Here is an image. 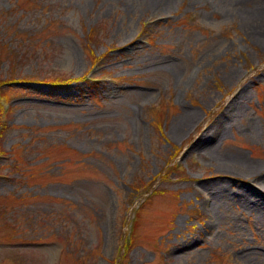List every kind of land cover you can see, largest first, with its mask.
I'll return each instance as SVG.
<instances>
[{
	"label": "rangeland",
	"instance_id": "rangeland-1",
	"mask_svg": "<svg viewBox=\"0 0 264 264\" xmlns=\"http://www.w3.org/2000/svg\"><path fill=\"white\" fill-rule=\"evenodd\" d=\"M167 1L0 0V264H264V0Z\"/></svg>",
	"mask_w": 264,
	"mask_h": 264
},
{
	"label": "trees",
	"instance_id": "trees-1",
	"mask_svg": "<svg viewBox=\"0 0 264 264\" xmlns=\"http://www.w3.org/2000/svg\"><path fill=\"white\" fill-rule=\"evenodd\" d=\"M8 57H9V61H10V66H9V73L7 74L8 77L6 76L5 78H3L1 75H0V127H1V124H2V121L5 117L6 114H9V112H11L12 110V107L13 106H10L9 109L6 110V107L5 105L3 104V98H7L8 99V96L4 95L3 94V91H4V86L5 84H11L13 82H17L15 80L16 77H12L13 74H15L16 72V68H17V64L20 63V61L22 60V54L20 55L17 51H15L14 49H10L9 50V54H8ZM99 58V56H96L94 61L96 62V60ZM84 76V75H83ZM81 76V77H83ZM63 78L60 77L59 78H56V79H53V80H48L49 83L52 82V84L56 87H63V86H66L69 84L70 82V79L68 77H64L62 76ZM91 83V82H90ZM5 93L6 90L4 91ZM5 96V97H4ZM159 118V117H158ZM0 135H2V132L0 131ZM0 152L1 153H4L5 150L4 148H2V144H1V141H0ZM173 170H178V171H182L181 169L178 168V166L176 165V163L174 162L170 167L169 169L165 172L164 174V177L162 178V181L163 179H168V176L170 174L171 171ZM177 171V172H178ZM153 184L149 185V182L148 181H144L143 183H138L135 187V193L139 190H142V187L145 186L146 189H150L152 187ZM160 187L159 186H155L154 189H153V192H156ZM131 199V198H130ZM129 246L128 244H126L125 246V250L129 249Z\"/></svg>",
	"mask_w": 264,
	"mask_h": 264
},
{
	"label": "bare ground",
	"instance_id": "bare-ground-1",
	"mask_svg": "<svg viewBox=\"0 0 264 264\" xmlns=\"http://www.w3.org/2000/svg\"><path fill=\"white\" fill-rule=\"evenodd\" d=\"M154 2L156 0H148V2ZM176 0H169L167 2H174ZM261 17L262 19L264 18V14L257 12V13H253L252 14V18L254 19H258V17ZM197 117V112L196 110H192L190 111L188 114H186L180 121V123L178 125L175 126L174 128V132L175 134H182L187 127L189 126H192L193 124H195L196 122L195 121V118ZM201 141H203L201 138H200V141H198L197 143H201ZM205 144L210 147V149L212 151H214L216 149V142L214 141V139H212L211 141L209 140H206L205 141ZM219 156H221V164L223 165H227V166H239L241 169L245 170V169H249L248 166L250 167H254L255 164L251 163L250 161H248L245 157H242V158H228L227 156L226 157H223L224 155L223 154H220Z\"/></svg>",
	"mask_w": 264,
	"mask_h": 264
}]
</instances>
